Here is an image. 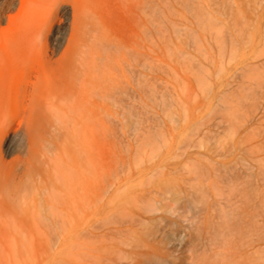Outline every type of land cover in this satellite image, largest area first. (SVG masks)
Listing matches in <instances>:
<instances>
[{
  "label": "rangeland",
  "instance_id": "1",
  "mask_svg": "<svg viewBox=\"0 0 264 264\" xmlns=\"http://www.w3.org/2000/svg\"><path fill=\"white\" fill-rule=\"evenodd\" d=\"M28 50L89 59L90 213L31 216L11 264H264V0H0Z\"/></svg>",
  "mask_w": 264,
  "mask_h": 264
},
{
  "label": "bare ground",
  "instance_id": "2",
  "mask_svg": "<svg viewBox=\"0 0 264 264\" xmlns=\"http://www.w3.org/2000/svg\"><path fill=\"white\" fill-rule=\"evenodd\" d=\"M26 57L9 68L0 55L8 73L0 82V264H11L15 233L23 236L31 216L41 222L42 209L55 225H83L90 213L89 59Z\"/></svg>",
  "mask_w": 264,
  "mask_h": 264
}]
</instances>
